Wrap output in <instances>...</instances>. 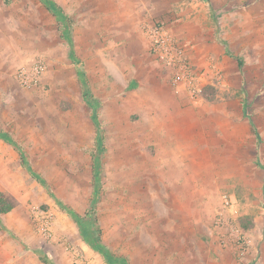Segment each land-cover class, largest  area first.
I'll use <instances>...</instances> for the list:
<instances>
[{
	"label": "rangeland",
	"instance_id": "1",
	"mask_svg": "<svg viewBox=\"0 0 264 264\" xmlns=\"http://www.w3.org/2000/svg\"><path fill=\"white\" fill-rule=\"evenodd\" d=\"M52 1L77 63L39 0H0V132L15 145L0 138V188L16 202L0 264H79L74 250L110 264L61 209L92 206L95 166L101 243L127 264H264V0ZM152 27L198 73L193 96L151 53ZM34 60L42 79L22 87Z\"/></svg>",
	"mask_w": 264,
	"mask_h": 264
},
{
	"label": "trees",
	"instance_id": "2",
	"mask_svg": "<svg viewBox=\"0 0 264 264\" xmlns=\"http://www.w3.org/2000/svg\"><path fill=\"white\" fill-rule=\"evenodd\" d=\"M42 5L50 11L56 20L62 24L63 29H62V37L67 41L68 45V55L70 59L74 62L77 63L78 60L76 59L74 55V50H73V38L71 35V23L69 18L63 13L61 10V7L56 5L52 0H39ZM9 0H4V3H8ZM229 54V53H228ZM242 61L241 59H238V66H241ZM79 76V78L82 80L83 86L87 90V81H86V76L84 71L79 67L77 68L76 72ZM207 87L201 89L202 93L206 96L208 99H212L213 95H209L208 93L205 92ZM94 123L96 122L95 114L92 116ZM0 138L3 139L6 142L12 143L11 140L8 138V136L4 133L0 132ZM99 140H101V137H98ZM12 145H14L12 143ZM15 146V145H14ZM17 150L19 151V158H20V164L21 166L28 171V173L34 177L35 179H40L38 176L35 174V172L31 169L30 164L27 160V156L25 152L19 147H17ZM98 181V172H97V166H95V171H94V195L96 199L92 200V206L88 208L83 215H80L73 210H69L66 207L61 206V209L66 210L69 216L73 219V221L77 224L79 228L80 235L84 239L86 243H88L94 250L99 252L106 260L107 263L110 264H127L126 260L121 258V257H115L113 254H111L108 249L101 243V236H100V227L97 224V218L93 214L95 212L93 204L97 200L99 196V185L97 183ZM42 182V181H41ZM43 183V182H42ZM16 202L14 198L5 193L0 191V214L7 213L11 211ZM250 224H245L242 223V227L248 228ZM38 253V258L39 260L44 263V264H55L52 259H50L48 256L43 254L41 251H36Z\"/></svg>",
	"mask_w": 264,
	"mask_h": 264
},
{
	"label": "built area",
	"instance_id": "3",
	"mask_svg": "<svg viewBox=\"0 0 264 264\" xmlns=\"http://www.w3.org/2000/svg\"><path fill=\"white\" fill-rule=\"evenodd\" d=\"M149 38L151 53L171 72L173 83L177 86L181 85L183 90H187L190 96H193L194 92L199 90L196 83L200 77L186 61L183 49L162 27L150 28ZM44 70V63L41 60H34L17 67L15 78L22 87L31 88L41 80ZM35 217L38 218L40 231L45 236H51L50 215L46 212H36ZM72 254L79 264H89L83 260L77 250L72 251Z\"/></svg>",
	"mask_w": 264,
	"mask_h": 264
},
{
	"label": "crops",
	"instance_id": "4",
	"mask_svg": "<svg viewBox=\"0 0 264 264\" xmlns=\"http://www.w3.org/2000/svg\"><path fill=\"white\" fill-rule=\"evenodd\" d=\"M41 79H42V77H41ZM0 191H2V192H3L4 190L0 188Z\"/></svg>",
	"mask_w": 264,
	"mask_h": 264
}]
</instances>
